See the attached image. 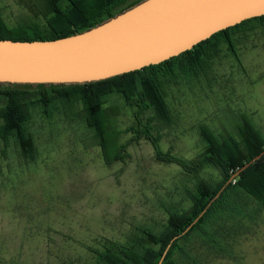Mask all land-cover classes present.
<instances>
[{"label":"rangeland","instance_id":"obj_1","mask_svg":"<svg viewBox=\"0 0 264 264\" xmlns=\"http://www.w3.org/2000/svg\"><path fill=\"white\" fill-rule=\"evenodd\" d=\"M42 1L0 0V12L9 27L36 21L46 28ZM232 37L237 54L223 43L210 65L167 83L168 121L153 109L138 118L123 95L109 97L107 105L120 109L123 158L105 160L81 102L69 113L62 100L49 113L32 106V159L14 138L7 148L0 137V264H97L94 248L127 243L145 227L163 230L170 208L187 212L198 178L219 180L220 172L209 165L196 174L158 160L147 138L132 140L126 130L152 118L162 149L190 160L206 147L201 125L235 133L245 118L264 134V23L254 20ZM230 199L239 212L222 210L207 225L215 242L194 232L180 242L190 255L172 252L177 264H264V206L242 190Z\"/></svg>","mask_w":264,"mask_h":264},{"label":"trees","instance_id":"obj_2","mask_svg":"<svg viewBox=\"0 0 264 264\" xmlns=\"http://www.w3.org/2000/svg\"><path fill=\"white\" fill-rule=\"evenodd\" d=\"M141 1L43 0L39 9L46 18V28L36 21L9 27L0 12V38L37 40L68 36L94 27ZM254 20L264 23V15L218 31L192 49L159 64L103 80L62 84L0 82V98L4 101L0 105V137L6 141L7 148L14 138L17 147H21L24 155L32 159L36 150L27 130L32 106L38 104L45 113H49L54 100H62L69 113L73 111L75 102H81L87 112V124L94 130L105 160L110 163L123 158L126 145L118 143L120 131L116 126L120 109L117 104L107 105L109 97L115 93L123 95L128 104L136 106L138 118H141L140 114L144 111L153 109L157 116L168 121L170 109L167 103V83L181 74L197 73L202 67L205 68V64L210 65L223 43H227L231 52L237 54L233 31ZM152 121V118H148L140 127L137 124L131 125L126 131H133L132 140L147 138L158 160L176 162L196 174L210 165L220 172L221 178L211 181L198 178L194 190L188 191L192 201L190 209L182 212L170 208L163 230L145 227L141 229V235L127 243L109 241L103 248H94L97 264H158L172 238L182 233L207 208L199 220L172 243L162 263L177 264L172 256L174 250L190 255L180 243L181 240H188L194 232H198L215 242L214 234L207 228L211 219L222 210L239 212L230 199L234 190L250 194L264 206V155L241 170L264 151V134L249 120L242 119L235 133H216L209 126L201 125L200 132L206 147L196 160L176 155L172 150H163L160 135L153 132ZM219 192L218 198L213 200Z\"/></svg>","mask_w":264,"mask_h":264},{"label":"water","instance_id":"obj_3","mask_svg":"<svg viewBox=\"0 0 264 264\" xmlns=\"http://www.w3.org/2000/svg\"><path fill=\"white\" fill-rule=\"evenodd\" d=\"M262 15L264 0H142L94 27L68 36L0 38V82L62 84L107 79L159 64L218 31ZM263 155L264 151L241 170ZM206 210L172 238L158 264L163 263L172 243Z\"/></svg>","mask_w":264,"mask_h":264}]
</instances>
